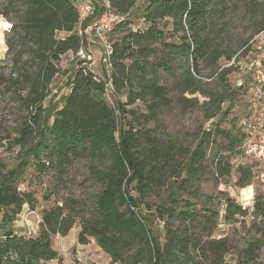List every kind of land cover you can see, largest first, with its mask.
<instances>
[{"label": "trees", "instance_id": "16d2710c", "mask_svg": "<svg viewBox=\"0 0 264 264\" xmlns=\"http://www.w3.org/2000/svg\"><path fill=\"white\" fill-rule=\"evenodd\" d=\"M94 2V13L80 25L77 0H0V17L12 23V35L6 37L8 52L20 48L13 55L8 78L0 73V87L4 85L26 113L23 125L8 140L9 150L19 148L12 160L15 166L7 168L0 161V264L59 261L53 238L66 237L77 222L81 225L79 243L86 245L94 239L115 263L224 264L233 248L230 239L198 232L201 221L218 214L181 193L205 170L206 146L215 137L213 125L201 133L195 147H183L174 139L162 144L148 125L158 123L161 110L170 106L172 99L166 85L147 80L145 74L148 64L155 72H178L177 103L185 109L199 106L206 120L217 118L220 122L226 114L220 117L223 105H233L238 93L228 83L231 68L218 74L222 91L209 92L202 66L217 69L222 58L237 60V51L229 53L221 46L224 30L218 27L225 22L221 21L223 13L233 0H108L111 10L124 16V21L107 34L112 53L105 79L76 58L86 43L80 30L106 8L105 0ZM137 7L140 25L133 21ZM242 7L252 34L264 32V0H244ZM59 33L65 36L59 37ZM24 54L27 59L23 62ZM67 54L76 67L67 81L70 92L60 107L44 105ZM149 58L151 62L142 63ZM259 83L255 93L258 103L257 90H264L263 80ZM108 90L116 95L125 93L127 102L118 101L112 107L105 99ZM186 93H199L206 99L200 103L185 98ZM137 101L145 103L147 113L127 110V105ZM261 116L262 111L256 118ZM219 128L217 125L216 132L235 146L237 139ZM84 158L96 162L90 172L100 189L92 203L63 198L43 212L38 235L16 233L13 223L24 206L36 208L35 195L20 189L27 169L34 166L40 173L52 169L63 182L72 163ZM224 163L223 155L215 161L219 176L231 173ZM236 173V185L241 189L259 176V171L256 174L244 166ZM165 175L170 189L167 197V183H162ZM192 185L196 196L198 183ZM157 195L158 203L151 200ZM224 197L225 220L232 222L235 216L245 220L250 214V230L256 229L257 218L264 216V197L255 199L251 213L228 195ZM155 217L165 224L163 241L153 229ZM212 224L215 231L217 224ZM258 231L246 242L244 264H257L264 248V235L257 238Z\"/></svg>", "mask_w": 264, "mask_h": 264}, {"label": "rangeland", "instance_id": "374dc122", "mask_svg": "<svg viewBox=\"0 0 264 264\" xmlns=\"http://www.w3.org/2000/svg\"><path fill=\"white\" fill-rule=\"evenodd\" d=\"M76 1V0H74ZM244 0H233L223 13L222 22L219 28L224 32L221 41V46L229 53L237 51L235 54L237 60L228 61L222 58L219 63V68L202 66L206 91H218L223 89L219 81V73L224 68H231L230 74L227 76L228 83L232 88L237 90L233 105L226 102L223 105V112H226L225 117L218 122V119L206 120L199 106L185 109L181 104L177 103V88L175 81L179 75L169 74L163 70L153 71L150 65H147V80L157 81L160 85H166L169 90V97L172 99L170 106L163 108L158 117V123H149L148 127L155 133L156 137L162 144H167L170 140L178 141L183 147H195L198 138L203 131L212 128L215 137L213 142L206 146L207 160L204 162V169L197 175L194 180L190 181L186 190L182 193L183 196L198 201L199 207L207 208L218 214V217L207 218L201 221L198 232L202 235H207L213 232V237L230 239L233 248L224 258V264H244V250L246 242L251 240V237L259 230L257 238L264 235V216H259L256 220V229L250 230L252 218L249 216L242 220V217L235 216L232 222L225 220L226 203L224 196L228 195L234 199L236 204L241 205L242 209H247L253 212L255 199L258 196L264 197V192L258 179L253 184L246 188H239L236 185L237 173L239 166L251 167L257 174L259 169L257 163L244 153V143L251 137H255L258 133L254 129V120L256 115L260 113L261 106L258 103L255 95L256 88L261 85L259 82L263 80L264 84V32L252 34L253 30L247 22L248 15L242 7ZM246 1V0H245ZM251 1V0H248ZM263 1V0H257ZM232 5H237L238 10ZM140 6V5H139ZM138 8L133 10V21L136 25H140L138 17ZM0 33L2 41L0 42V73L6 78L11 73L13 55L19 51L17 46L13 54H9L6 45L7 34L12 35V23L7 19L0 17ZM135 27V26H134ZM88 35V34H87ZM90 42L87 45L94 57L95 64L92 70L99 75V78H107L109 68L105 63V47L102 40L93 32L90 33ZM59 37H64V33H59ZM160 54V52H159ZM27 59V54H24L23 62ZM152 58L142 62H151ZM61 73L54 79L50 86V95L47 97L44 105L61 106L63 97L69 92L70 88L67 85L69 77L75 72L74 61L71 54L65 55L60 62ZM187 99H197L200 103L205 101V97L199 93L194 95L185 94ZM105 99L112 107L116 106L118 101L127 102V95L121 93L114 94L108 91ZM190 105V103H188ZM127 110H136L140 113H147L145 103L137 101L133 105H127ZM26 113L22 111L12 94H10L2 85L0 87V161L7 168H13L15 163L12 161L14 155L19 151L15 147L9 150V137H14L16 131L23 125ZM253 122V123H252ZM220 126V130L226 131L237 139L235 146L223 137L220 132L217 133L216 126ZM239 129V132L237 131ZM243 133L248 135L247 138ZM225 157V165L230 169V175L219 176L215 169V161L218 157ZM95 161L84 158L75 160L68 168L64 181H60L58 175L49 169L44 173H40L34 166L28 168L23 182L20 184V189L23 192H31L36 197V208L32 210L29 206H24L23 211L13 223V229L18 234L27 236L38 235L39 225L42 222L43 212L51 208L57 203H61L63 198L72 197L84 200L91 204L99 192L100 185L97 184L91 175V166ZM168 176L165 175L162 183H167L165 186V195L170 193L168 188ZM193 183H198L199 192L195 196L196 186ZM249 189L252 193H249ZM47 196V198H46ZM152 201L158 203L159 195L153 196ZM155 210V209H154ZM152 213V211L150 212ZM216 223L215 231L212 223ZM164 222L155 217L153 229L159 234V238L163 241L165 236ZM81 231L80 222H77L66 237L56 236L53 238V247L58 251L60 260L42 264H122L115 263L111 258L98 246L94 239H90L89 243L82 245L79 243V233ZM257 264H264V248L259 253Z\"/></svg>", "mask_w": 264, "mask_h": 264}, {"label": "built area", "instance_id": "2783aa9c", "mask_svg": "<svg viewBox=\"0 0 264 264\" xmlns=\"http://www.w3.org/2000/svg\"><path fill=\"white\" fill-rule=\"evenodd\" d=\"M105 1L106 8L103 14L97 20L86 26L85 30H80L81 35H86V43L78 52L76 58L82 63V65H87L90 69H92V66L95 64L94 57L91 55L92 53L87 47L91 41L90 33H95L102 40L106 49L105 63L107 67L110 68L109 57L112 50L107 34L124 21V16L114 13L110 8L108 0ZM95 6L94 0H77V7L80 14V25H82L94 13ZM108 85L109 83L107 86ZM257 96L259 98V105L262 109V116L255 119L253 126L258 133L255 137H251L244 143L243 149L244 153L257 163V168L259 169V183L261 190L264 192V90L258 89Z\"/></svg>", "mask_w": 264, "mask_h": 264}, {"label": "bare ground", "instance_id": "6f19581e", "mask_svg": "<svg viewBox=\"0 0 264 264\" xmlns=\"http://www.w3.org/2000/svg\"><path fill=\"white\" fill-rule=\"evenodd\" d=\"M2 26V22L0 23V27ZM2 41V35H1V33H0V42ZM249 193H252V190L251 189H249Z\"/></svg>", "mask_w": 264, "mask_h": 264}]
</instances>
